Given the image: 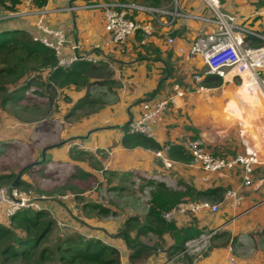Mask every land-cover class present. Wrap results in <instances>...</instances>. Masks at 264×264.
Listing matches in <instances>:
<instances>
[{"label": "crops", "instance_id": "obj_1", "mask_svg": "<svg viewBox=\"0 0 264 264\" xmlns=\"http://www.w3.org/2000/svg\"><path fill=\"white\" fill-rule=\"evenodd\" d=\"M85 1L88 0H46L45 6L38 8L35 0H22L14 12L20 13V16L9 21H0L1 28L25 29L33 34L39 12L44 9L47 12L44 19L52 28L69 30L65 44L66 52L71 53L69 45L76 43L77 53L100 55L102 61L108 64L111 78L115 81L111 87L104 86L93 92V97L98 99L93 106H85L70 113L74 101L70 107L63 109L64 113H60L61 107L68 105L61 102L62 105L58 103L60 111L52 113L53 121L50 120L40 126L33 121L36 129L43 125L53 129L51 135L34 137L33 141L38 143L39 140L43 142V146L48 145L40 154V163L45 165L43 167L50 161L54 166L53 171L71 166L76 171L89 173L91 178L81 180L91 179L89 181L91 183L95 181L100 183L101 178L108 175L109 183L115 179L127 186L125 187L124 183L115 184L113 186L115 189L125 187L128 190L130 188L128 185L134 184L139 187L135 192L130 191L134 198L130 199L128 195L125 197L128 201L121 202L122 206L119 201H113L108 195V189L103 187L107 190L100 191L99 198L110 200L111 204L117 207L101 204L108 206L111 212L95 213L97 220L106 223L105 226H95L88 221H85L84 226L78 224L80 221L74 218L72 220L70 213L64 209L65 205L58 200L41 202L42 199L40 204L45 205L42 208L64 224L74 226L85 238H97L118 249L121 264H264V108L251 119L252 131L255 134L246 137L242 130V126L245 125L238 120L232 122L230 120L232 114H237L241 110L239 105H244V98L240 97L239 93L245 92L246 87L243 85L245 75L241 78L243 86L240 91L234 92L230 88L224 89L220 94L219 87H207L203 82L205 89L197 91L192 74L202 68V61L199 57L189 58L177 51L178 46L188 44L200 33L212 31L213 26L188 19H179L172 26H169L165 19L161 23L152 21L155 26L154 36L144 40L138 32L123 46L118 47L110 42V37L103 28L100 9L60 10L66 6L81 5ZM101 1L125 3L124 0ZM179 1L185 11L210 15L202 0ZM220 1L224 10L238 16L240 23L248 24L264 34V0ZM135 18L145 20L147 16L136 13ZM166 34L175 37V46L166 45ZM176 82L183 86L184 95L169 105L153 127V139L161 146L159 151L174 162L171 168H166L155 150L124 146L122 139L126 132L123 126L128 125L139 114L142 102H153L169 95ZM64 90L74 92L76 100L84 94V90L77 91L74 87ZM230 92L232 94H229ZM225 94L230 98L228 113H226L228 102L223 104V99H227ZM235 94L239 95L238 98H235ZM57 123L60 125L62 123L64 128L61 130L53 128ZM262 130L263 133H260ZM192 138L202 140L208 150L228 158L243 152L245 144L255 147L259 162L254 167L252 184L250 186L242 184L239 169L211 173L204 171L193 159L183 162L168 155L170 145L183 146ZM21 157L15 158L17 163L13 162V166L22 165L24 169L36 163H24V158ZM79 157L84 159L78 160ZM34 159L36 160L35 157ZM20 162L23 164H18ZM134 180L137 182L134 183ZM154 183H162L170 189H181L182 184H187L195 191L202 192L215 187L224 188V191L237 189L242 196V202L236 208L228 202H222L216 212L204 211L189 217L180 216L171 221L182 227L189 225L193 218H196L203 230L221 227L218 233H227L225 236L212 237L208 248L202 253L175 256L176 253L170 254L167 250L173 244L169 235L165 234L160 239L149 234L140 239L154 251L150 255H142L131 260L130 248L118 236V232L127 217L137 215L141 220L145 218L149 200L147 186L153 189ZM200 200H207L212 204L219 203L204 196H200ZM87 203L88 201L83 204ZM82 209L84 213H92L89 207ZM0 222L8 221L0 216ZM231 258L235 259L234 263L230 261Z\"/></svg>", "mask_w": 264, "mask_h": 264}, {"label": "trees", "instance_id": "obj_2", "mask_svg": "<svg viewBox=\"0 0 264 264\" xmlns=\"http://www.w3.org/2000/svg\"><path fill=\"white\" fill-rule=\"evenodd\" d=\"M159 1L161 0H156L157 4ZM21 3L22 0H0V16L17 11V6ZM45 4L46 0H35V5L38 8L45 6ZM247 40L251 44L262 43V40L256 37H247ZM57 63L54 51L42 42L34 40L33 35L25 29L0 27V91H4L6 85L13 84L15 81L20 80L22 82L18 87L14 86L16 88L13 91L4 95L1 102L4 105L9 102L19 105L23 101L31 100L28 107L31 111L36 110L35 98L33 96L27 97V91L32 88L33 80L23 79L29 70H48L44 79L45 84L44 82L41 83L36 90L40 96L45 93H52L53 102H55L54 94L58 89L64 90L74 87L77 91L84 90L83 96L75 100L70 113L85 106H93L98 102V99L93 97V92L102 89L104 86L111 87L115 83L110 78L111 72H105L108 64L104 61L93 64L78 60L69 68H62ZM203 84L207 87H218L222 84V79L219 76L210 75L205 77ZM235 98H238V95L235 94ZM56 107H58L57 100ZM50 117H52L51 114ZM41 123L37 122V125L40 126ZM123 128L126 132L122 139L124 146H139L155 151L161 149L160 144L153 138H148L142 134H129L127 124ZM3 145L5 143L1 142L0 151ZM210 152L220 156L211 150ZM168 155L172 159L183 162L192 160V156L186 152L182 145L178 144L169 146ZM42 166L45 165L42 164ZM37 167L36 165L26 167L21 175L31 174L38 170ZM42 168L44 173L42 171L41 175L47 177L52 174L45 172V167ZM15 173L11 170L0 171V184H12L17 179L15 186H24L25 182ZM77 174L75 178L79 180L91 178L89 173L81 170H78ZM148 182L150 183V181ZM153 186H155L153 189L147 186L149 188L146 190L149 200L147 201L145 218L141 220L137 215L127 217L123 227L118 232V236L130 248L131 260L142 255H150L154 251L151 246L144 244L140 239L149 234L160 239L165 234L169 235L173 244L167 249L168 252L175 254L180 251L186 241L198 236L203 229L199 227L196 218H193L189 225L178 227L174 222L165 221L161 216L162 212L172 209L181 201L200 200V196L220 202L225 192L224 188L221 187L211 188L203 192L195 191L187 184H182L181 189H170L162 183H154ZM66 189L70 190V186H67ZM58 193L63 195L64 188L62 187ZM53 200L61 201L55 198ZM84 207L97 209L102 214L111 212L108 206L96 205L95 203L88 202L82 205V208ZM54 225L55 220L51 218L49 211L43 208L23 210L14 214L7 223L0 222V264H12V262L14 264H121L119 250L97 238L86 239L82 235H67V237H60L61 239H58L52 247L41 246L49 237ZM220 233L214 235L213 238L219 235H227L224 232ZM158 245L160 246L159 242Z\"/></svg>", "mask_w": 264, "mask_h": 264}, {"label": "built area", "instance_id": "obj_3", "mask_svg": "<svg viewBox=\"0 0 264 264\" xmlns=\"http://www.w3.org/2000/svg\"><path fill=\"white\" fill-rule=\"evenodd\" d=\"M210 15H204L185 11L179 0H171L165 6L145 5L134 2L118 3L113 1L88 0L81 5L66 6L61 11H78L83 9H100L102 11V23L104 30L110 37V42L115 46H123L125 42L136 33L140 32L144 40L154 36L155 26L152 21L161 23L163 19L169 26L174 25L179 19L198 21L213 26L212 31L200 33L188 44L177 47L179 54L187 57H199L202 68L192 74V79L197 85L196 90L205 89L202 84L205 77L215 75L221 77L222 81L229 82L233 78L248 75L259 88L264 84V34L258 32L250 25L239 22L238 16L224 10L220 0H202ZM47 12L43 9L35 22L33 39L42 42L54 51L57 65L69 68L78 60L97 64L102 61L100 55L91 53H77L78 45H69L71 53L65 50L68 29L52 28L44 19ZM136 13L147 16L145 20L135 18ZM20 14V13H19ZM17 13H8L0 16V21H9L11 18L20 16ZM247 37H256L262 40L260 44H251ZM165 42L168 46H175L174 36L166 34ZM260 89V88H259ZM185 90L178 82L173 85L172 93L151 102L144 101L141 104L139 114L127 125L129 134H142L148 138L154 137L153 127L165 113L176 98L184 95ZM187 153L192 156L193 161L206 172H218L221 170L239 169L242 174V184H252L254 167L258 164V154L255 147L245 144L244 150L237 155L228 158L213 155L202 140L198 138L188 139L183 145ZM166 168H171L174 162L161 151H156ZM42 199L44 197H41ZM42 199L32 198L25 191L15 187H0V216L6 221L17 212L23 210L42 209ZM222 202H228L233 208L242 202V196L237 189H227L222 200L212 204L207 200L181 201L172 209L163 211L161 216L171 222L180 216L189 217L204 211L216 212ZM221 227L203 230L198 236L185 242L184 247L176 252L175 256L185 254H198L205 251L212 237L218 233ZM234 258L230 261L234 263Z\"/></svg>", "mask_w": 264, "mask_h": 264}, {"label": "rangeland", "instance_id": "obj_4", "mask_svg": "<svg viewBox=\"0 0 264 264\" xmlns=\"http://www.w3.org/2000/svg\"><path fill=\"white\" fill-rule=\"evenodd\" d=\"M125 2H134V3H142L145 5H157V6H165L168 4L171 0H161L157 4L156 0H124ZM68 34V33H67ZM111 72L110 68L108 67L105 69V72L107 73ZM48 73V70L45 69H39V70H29L23 77V79L26 80H33V86L32 88L27 91V97L33 96L36 100L34 103L35 111H31L29 109L28 105L31 103L30 101H23L19 105L13 104L12 102L7 103L4 105L1 102V98L6 95L7 93L13 91L16 87L21 85L22 82L20 80L13 82V84L6 85L4 91H0V143L4 142L5 145L2 146V150L0 151V171H6L9 170V167L11 168V171L16 172L15 174H20L21 170L23 169L20 165L13 166V162H16V157L24 158V163L27 162H38L39 164L41 161V151H44L48 145L43 146V142H40L37 140L38 143H35L33 140L36 138L46 137L48 134H52V130L45 127V125L41 126L40 128L36 129L33 121L36 122H42L39 125L45 124L49 120L53 121V115L52 113L55 111L59 112L60 109L56 107V100L57 103H63L68 104L66 106L61 107L60 113H64L63 109L65 107H70L72 103L76 100L74 95L75 93L69 90H57L55 92V102H53L52 93H45L44 95L40 96L38 91L36 90L37 87L44 82L45 84V77ZM109 76V75H108ZM244 76V75H243ZM111 78V77H110ZM263 78H264V72H263ZM38 84V85H37ZM14 86H16L14 88ZM242 82L240 77H235L232 80H229V82L222 81V84L218 86L219 93L222 94L223 90H229L232 88L234 91H238L242 87ZM213 88V87H211ZM260 88V89H259ZM258 90L260 91L261 88L264 91V84L260 86ZM240 91V90H239ZM261 93V91H260ZM229 94H232L230 92ZM262 94V93H261ZM240 97L242 96L244 98V105H239L241 110L237 114L231 115V122L234 120H238L241 122L244 126H242V130H244V134L251 135L255 134L252 131V122L251 119H254L257 115V112H260L263 108L262 104L259 102V100L254 97V95H251V92L247 93H239ZM238 95V96H239ZM262 96V95H261ZM226 100L223 99V104L226 106V113H228V105L230 98L225 94ZM263 98V97H262ZM238 99H236L237 101ZM38 101H42V104ZM61 103V105H62ZM264 103V102H263ZM25 108H28L25 110ZM40 108V110H37ZM50 114L52 117H50ZM63 115V114H62ZM45 119V121H43ZM264 120V118H263ZM62 122V120H61ZM241 127V126H239ZM56 130L63 129V124L57 123L53 127ZM259 131L261 130L258 129ZM263 133V130L260 132ZM34 135V136H32ZM40 147H42L40 149ZM35 153V154H34ZM36 158V160L34 159ZM34 159V160H33ZM84 158L79 157L78 160H82ZM11 163V164H10ZM18 164H23L22 162ZM40 163L37 165V169L35 172L31 174H25L21 175V179L25 182L24 186H15V184H0V187H9V186H15L22 191H25L28 196L32 198L42 199L41 197H44L43 201H51L53 198L60 199L61 202L65 205L64 209L67 210V213H70L72 216V220L76 219L78 224L80 225H86L85 221H88L90 224L95 226H105L106 223H100L97 219L98 217L95 215V213H99L97 209H92V213H84L82 212V205L84 202H90V203H99L108 205L109 207L112 206V208L115 206L114 204H111L110 200H101L99 198V192L105 191L108 189V195L109 197H112V200L125 202L128 201V199H125L128 195L130 199L134 198V194H130V191L135 192L138 190L137 187L139 185L134 184L128 185L130 187L128 190L125 188L127 187L124 183L125 187L122 189H115L113 186L115 184L123 185L120 181L113 179L110 183L108 182V179H110V176L106 175L101 178L98 183V181L95 182H89L90 180H79L75 178V175L78 173L75 169H73L71 166H64L61 167L58 171H53L54 166L50 161L47 162V166L45 167V172L52 173L50 176L45 177L44 175H41L43 170V166ZM32 166V165H31ZM29 167V166H28ZM47 169V170H46ZM60 174V176H59ZM56 176V177H55ZM59 176V177H58ZM98 179V178H97ZM137 181L134 180V183ZM146 185V184H144ZM143 185V186H144ZM67 186H70V190H67ZM64 188L63 195H60L58 191L60 189ZM76 187V188H75ZM107 189H105V188ZM103 188V189H102ZM98 195V196H97ZM94 201V202H93ZM188 201V200H185ZM193 201V200H192ZM200 201V200H197ZM140 203L142 201L140 200ZM45 205H41V207H44ZM122 206V204H121ZM142 206V205H141ZM116 207V206H115ZM117 208V207H116ZM51 215V218L55 220V225L50 233L49 237L45 240V242L42 243L43 245L53 246L57 242L58 239H61L63 236L67 237V235H80L81 233L74 228V226H68L64 224L60 219L55 215ZM74 218V219H73ZM112 218V217H111ZM102 220V219H101ZM76 222V221H74ZM60 223V224H58ZM89 225V224H88ZM82 235V234H81ZM61 237V238H60ZM84 237V236H83ZM87 239V238H86ZM14 264V262H12Z\"/></svg>", "mask_w": 264, "mask_h": 264}, {"label": "bare ground", "instance_id": "obj_5", "mask_svg": "<svg viewBox=\"0 0 264 264\" xmlns=\"http://www.w3.org/2000/svg\"><path fill=\"white\" fill-rule=\"evenodd\" d=\"M243 85H244V87H246L245 92H247V93L251 92V95L253 94L254 97H256L257 100H259V102L262 104V106H264V103H263L264 102V91L262 90V88H261V93H262L261 94L260 91L258 90V87L255 85V82L248 75H245Z\"/></svg>", "mask_w": 264, "mask_h": 264}, {"label": "water", "instance_id": "obj_6", "mask_svg": "<svg viewBox=\"0 0 264 264\" xmlns=\"http://www.w3.org/2000/svg\"><path fill=\"white\" fill-rule=\"evenodd\" d=\"M37 163H38V162H36V163H34V164H32V165H35V164H37ZM22 171H23V169L21 170V173H22ZM21 173L18 175V177H20ZM18 177H17V178H18ZM16 180H17V179H16ZM16 180L13 182V185L15 184Z\"/></svg>", "mask_w": 264, "mask_h": 264}]
</instances>
